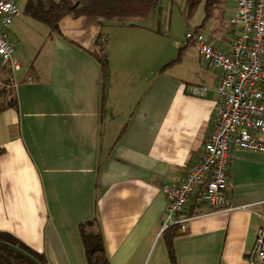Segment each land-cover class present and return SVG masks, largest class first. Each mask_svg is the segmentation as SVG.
I'll use <instances>...</instances> for the list:
<instances>
[{
    "label": "crops",
    "instance_id": "1",
    "mask_svg": "<svg viewBox=\"0 0 264 264\" xmlns=\"http://www.w3.org/2000/svg\"><path fill=\"white\" fill-rule=\"evenodd\" d=\"M15 3L4 32L20 68L17 104L0 111V231L48 264H87L79 224L92 221L110 264H170L161 187L199 159L221 71L170 30L162 8L164 17L126 21L64 15L55 29ZM234 14L235 0L228 23ZM228 23L212 11L192 29L227 51L237 33ZM100 32L105 67L92 53ZM227 173L228 208L204 200V184L185 203L176 264H248L264 216V153L232 146Z\"/></svg>",
    "mask_w": 264,
    "mask_h": 264
},
{
    "label": "built area",
    "instance_id": "2",
    "mask_svg": "<svg viewBox=\"0 0 264 264\" xmlns=\"http://www.w3.org/2000/svg\"><path fill=\"white\" fill-rule=\"evenodd\" d=\"M19 13L15 0H0V65L6 68L13 88L17 85L15 72L20 62L14 58V48L4 30ZM231 22L237 33L227 51L208 43L201 29L185 33L186 41L221 75L215 86L218 103L199 159L189 166L180 182L161 187L167 200L166 226L178 224L181 231L188 220L182 215L184 205L200 185L204 184L202 198L215 210L229 207L225 190L230 186L227 166L232 146L264 153V0H235ZM206 89L198 85L192 92L203 95ZM258 215L261 221L247 256L248 264H264V216Z\"/></svg>",
    "mask_w": 264,
    "mask_h": 264
},
{
    "label": "trees",
    "instance_id": "3",
    "mask_svg": "<svg viewBox=\"0 0 264 264\" xmlns=\"http://www.w3.org/2000/svg\"><path fill=\"white\" fill-rule=\"evenodd\" d=\"M159 0H25L24 11L38 20L57 29V23L64 15L92 16L96 18L126 21L132 17H144L153 12ZM203 1L206 21L215 5L221 0H187L191 4ZM107 35L99 33L96 38L98 50L92 52L105 67ZM177 57L174 61H177ZM4 77L0 88V111L9 106H16L15 89L10 86L6 68L0 65ZM87 221L79 224L87 264H110L105 252L104 242L99 230H88ZM179 225L166 227L163 237L166 243L170 264H176L173 240L179 234ZM48 264L44 254L28 247L14 236L0 231V264Z\"/></svg>",
    "mask_w": 264,
    "mask_h": 264
},
{
    "label": "rangeland",
    "instance_id": "4",
    "mask_svg": "<svg viewBox=\"0 0 264 264\" xmlns=\"http://www.w3.org/2000/svg\"><path fill=\"white\" fill-rule=\"evenodd\" d=\"M170 3L171 5L169 6ZM21 4L22 3L18 1L20 8L22 7ZM233 5L234 0H221L213 9V18L218 19L219 22L225 19L228 23V19L232 14ZM161 8L167 12L166 15L171 16L170 30L182 36H184L186 31L192 30L194 26L199 25L204 17L203 1L190 5L187 0H159L158 6L154 10L155 14L163 16L162 12H160ZM169 8H171L170 11L168 10ZM130 19L138 18L132 17ZM228 24L229 28L234 26L233 23Z\"/></svg>",
    "mask_w": 264,
    "mask_h": 264
},
{
    "label": "water",
    "instance_id": "5",
    "mask_svg": "<svg viewBox=\"0 0 264 264\" xmlns=\"http://www.w3.org/2000/svg\"><path fill=\"white\" fill-rule=\"evenodd\" d=\"M40 264V263H39Z\"/></svg>",
    "mask_w": 264,
    "mask_h": 264
}]
</instances>
